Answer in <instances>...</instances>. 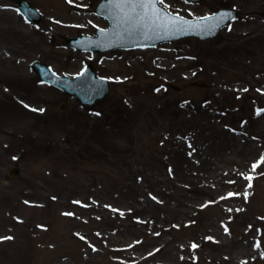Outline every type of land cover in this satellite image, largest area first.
<instances>
[{"label":"rangeland","instance_id":"obj_1","mask_svg":"<svg viewBox=\"0 0 264 264\" xmlns=\"http://www.w3.org/2000/svg\"><path fill=\"white\" fill-rule=\"evenodd\" d=\"M29 1L38 24L0 0V264H264V0H164L239 14L212 39L100 54L61 38L108 25L98 0ZM34 59L91 61L111 91L82 106Z\"/></svg>","mask_w":264,"mask_h":264},{"label":"water","instance_id":"obj_2","mask_svg":"<svg viewBox=\"0 0 264 264\" xmlns=\"http://www.w3.org/2000/svg\"><path fill=\"white\" fill-rule=\"evenodd\" d=\"M17 3L18 9L25 16L28 21L39 22L41 15L39 11L29 3L27 0H14ZM199 1V0H189ZM113 6L108 5V0H100L97 4L96 12L105 16L110 21L108 29L97 28L95 36L81 34L76 37L63 36L66 43L76 49H81L90 52H104L115 47H144L152 46L162 41L180 40L187 37L197 36L200 39L213 38L217 35L221 27H223L229 19L237 14V11L231 8H220L214 14L207 16H215L217 14L228 13L229 19L225 20L218 27L214 26L215 20L203 21L200 18H186L183 16L186 23H181L176 28L160 29L158 31H151L145 29L149 38L145 39L142 34L133 33L128 36L123 33L122 28H116L113 21L109 19V8ZM162 9L163 13L175 15L169 12L165 7L157 5ZM264 16V12L262 13ZM205 17V16H204ZM31 68L38 73L40 78L58 88L62 89L67 94L75 97L83 105H91L97 99L104 97L110 91V82L97 75L92 64H87L85 69L74 77L67 75L56 74L46 63L33 60L30 63ZM61 105L60 108H64ZM18 173L16 166H11L7 170L9 177H14Z\"/></svg>","mask_w":264,"mask_h":264},{"label":"snow or ice","instance_id":"obj_3","mask_svg":"<svg viewBox=\"0 0 264 264\" xmlns=\"http://www.w3.org/2000/svg\"><path fill=\"white\" fill-rule=\"evenodd\" d=\"M158 4H164V0H108V5L113 6L109 8V19L113 21L116 28H122L125 35L130 36L135 32L137 34H142L145 39L149 38L147 32L144 31L145 29L155 32L162 28H176L181 23H186L184 18L180 17L178 14L169 15L163 13L162 15L163 10L157 7ZM229 16L230 14L223 13L215 16H205L200 19L203 21L215 20L214 26L218 27L225 20L229 19ZM245 91H247V89H245ZM25 107L28 106L25 105ZM32 110L37 111V109ZM39 111H43V109H39ZM260 111L264 110L258 109L257 114H259ZM262 162H264V157H261L260 161L252 165L253 171H255ZM246 179L251 181L253 177L249 175ZM249 187H251V183H249ZM234 195L238 194L228 193L229 197ZM25 203L28 202L25 201ZM65 215H72V213H66ZM81 238L83 239V237ZM3 239H12V237H0V240ZM208 239L212 238L208 237ZM192 247L196 248L197 245L193 244ZM256 247H260L259 242H257Z\"/></svg>","mask_w":264,"mask_h":264}]
</instances>
